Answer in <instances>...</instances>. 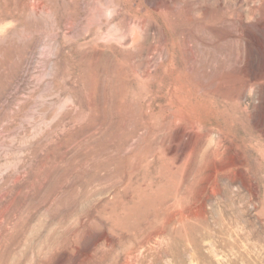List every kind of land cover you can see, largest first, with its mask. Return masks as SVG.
Returning <instances> with one entry per match:
<instances>
[{
    "label": "rangeland",
    "instance_id": "obj_1",
    "mask_svg": "<svg viewBox=\"0 0 264 264\" xmlns=\"http://www.w3.org/2000/svg\"><path fill=\"white\" fill-rule=\"evenodd\" d=\"M0 264H264V0H0Z\"/></svg>",
    "mask_w": 264,
    "mask_h": 264
}]
</instances>
